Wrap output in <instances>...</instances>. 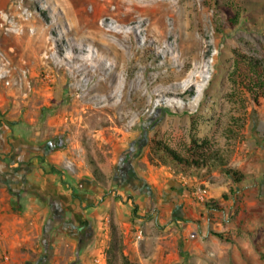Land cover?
I'll return each mask as SVG.
<instances>
[{
	"label": "rangeland",
	"instance_id": "obj_1",
	"mask_svg": "<svg viewBox=\"0 0 264 264\" xmlns=\"http://www.w3.org/2000/svg\"><path fill=\"white\" fill-rule=\"evenodd\" d=\"M236 52L264 58V0H0V68L10 81L0 83V124L56 141L65 189L92 179L109 194L130 148L182 177L153 157L152 140L179 154L193 140L230 150L264 129V99L255 106L233 82ZM239 201L217 215L224 230L209 217V232L220 235L199 240L209 258L195 249L182 257L196 242L184 245L165 230L169 221L148 216L136 239L112 195L105 210L82 212L95 234L76 264H123L125 253L131 264H264V201L244 209ZM43 219L30 231L22 217L19 235L0 225V264L37 262ZM75 248L64 237L41 264H72Z\"/></svg>",
	"mask_w": 264,
	"mask_h": 264
},
{
	"label": "crops",
	"instance_id": "obj_2",
	"mask_svg": "<svg viewBox=\"0 0 264 264\" xmlns=\"http://www.w3.org/2000/svg\"><path fill=\"white\" fill-rule=\"evenodd\" d=\"M256 128L247 139L248 146L230 150L216 149L219 155L225 157L229 166L237 168L244 174V179L239 184H234L219 168H215L203 178L187 177L189 180L185 184L180 176L173 175L167 168L152 167L145 163L142 158L143 149L138 151L137 148H130L125 164L122 166L118 164L114 170L113 191H109L107 195L101 193L103 188L92 179L81 180L76 189H65L68 183L63 174L62 164L55 161V157H61L58 155L59 149L49 154L42 166L33 167L35 171L30 180L31 183L38 184L43 190L53 194L76 192L81 196L80 200H75L77 205L79 206L80 202L82 207L87 206L84 212L96 210L102 205L104 206L101 210H105L109 198L113 195V204L122 213L121 215L118 212L120 220L132 221L137 225V230L148 218H156L159 223L169 221L165 230L173 234L175 239H181L184 245L191 240L196 242L195 246L187 245L188 247L184 248L182 257H185L186 251L190 249H195L201 257H208L209 250L205 246V241L199 243V240L214 242L215 237H219L209 232V217L212 215L216 221L213 223L214 228L219 226L217 231H222L224 227L222 222L217 220V215L223 209L226 214L233 210V201L239 199L237 208L242 209L253 208L258 202L264 201V143L260 144L258 138L264 139V129L257 131ZM0 133L5 137L7 132ZM39 136L38 133L31 136L26 134V139L33 143ZM141 163L144 164L141 166ZM101 167L103 174L107 176L108 164ZM120 178L126 179L129 183L120 182ZM199 186L207 189V200L216 203L221 208L219 211L209 210L196 200L193 191ZM223 195H226V199H223ZM134 205L137 207L135 213ZM43 213L41 205L33 198H25L19 204L10 203L5 197V190L0 186V225L5 234L19 235L23 228L22 217L26 220L25 226L31 227L30 231L38 229ZM198 221H201L202 227L198 226ZM124 255L127 256V253Z\"/></svg>",
	"mask_w": 264,
	"mask_h": 264
},
{
	"label": "flooded vegetation",
	"instance_id": "obj_3",
	"mask_svg": "<svg viewBox=\"0 0 264 264\" xmlns=\"http://www.w3.org/2000/svg\"><path fill=\"white\" fill-rule=\"evenodd\" d=\"M16 126L0 124V132H7L5 137L0 133V186L6 188L16 204L25 198H33L44 211L40 238L43 253L35 264H41L56 242L64 237L76 243L72 262L76 264L79 250L94 238L93 223L82 213L85 211L82 204L79 202L77 205L75 200H80L81 196L76 192L53 194L31 183L30 177L35 171L33 167L44 164L46 157L57 148V142L46 140L31 143L27 141L26 134L16 135ZM120 182L129 183L124 178H120Z\"/></svg>",
	"mask_w": 264,
	"mask_h": 264
},
{
	"label": "trees",
	"instance_id": "obj_4",
	"mask_svg": "<svg viewBox=\"0 0 264 264\" xmlns=\"http://www.w3.org/2000/svg\"><path fill=\"white\" fill-rule=\"evenodd\" d=\"M233 20L236 21L239 13L236 12ZM233 82L258 106L261 99H264V58H255L236 52L234 54L231 71ZM260 139V144L264 139ZM153 157L164 166L170 167L175 173L183 176L205 177L215 168H219L234 184H239L244 179V174L237 168L229 166L225 157L219 155L216 150L208 148L206 142L197 143L192 141L186 154H179L159 140L151 141ZM226 199V195H223ZM204 205L209 210H216L214 202L206 201ZM134 213L137 210L133 206ZM220 237V235L217 234ZM115 245H113L114 247ZM123 264H131L127 256H122Z\"/></svg>",
	"mask_w": 264,
	"mask_h": 264
},
{
	"label": "built area",
	"instance_id": "obj_5",
	"mask_svg": "<svg viewBox=\"0 0 264 264\" xmlns=\"http://www.w3.org/2000/svg\"><path fill=\"white\" fill-rule=\"evenodd\" d=\"M6 75H7V72L3 70L2 68H0V83L3 84L4 86H8L10 84V81L6 78ZM181 178L183 179L185 184L188 183L189 179L187 177L182 176ZM193 195L195 196L198 202L204 203L207 201L208 192L206 188L199 186L194 189ZM142 234H143V231L142 229L139 228L136 231V239H141ZM94 262L98 264L100 262V258H96Z\"/></svg>",
	"mask_w": 264,
	"mask_h": 264
}]
</instances>
